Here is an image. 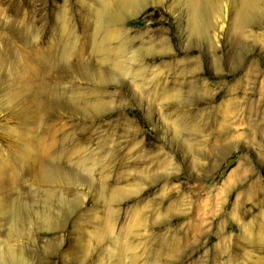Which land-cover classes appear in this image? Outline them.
<instances>
[{"label": "rangeland", "instance_id": "1", "mask_svg": "<svg viewBox=\"0 0 264 264\" xmlns=\"http://www.w3.org/2000/svg\"><path fill=\"white\" fill-rule=\"evenodd\" d=\"M0 264H264V0H0Z\"/></svg>", "mask_w": 264, "mask_h": 264}, {"label": "bare ground", "instance_id": "2", "mask_svg": "<svg viewBox=\"0 0 264 264\" xmlns=\"http://www.w3.org/2000/svg\"><path fill=\"white\" fill-rule=\"evenodd\" d=\"M245 4V3H244Z\"/></svg>", "mask_w": 264, "mask_h": 264}]
</instances>
